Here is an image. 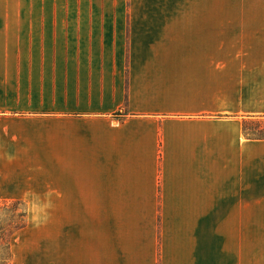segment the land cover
<instances>
[{"label": "crops", "instance_id": "obj_1", "mask_svg": "<svg viewBox=\"0 0 264 264\" xmlns=\"http://www.w3.org/2000/svg\"><path fill=\"white\" fill-rule=\"evenodd\" d=\"M261 118L264 24H213L212 0H0L13 264H246Z\"/></svg>", "mask_w": 264, "mask_h": 264}, {"label": "rangeland", "instance_id": "obj_2", "mask_svg": "<svg viewBox=\"0 0 264 264\" xmlns=\"http://www.w3.org/2000/svg\"><path fill=\"white\" fill-rule=\"evenodd\" d=\"M213 1V24H264V0H212ZM255 122L263 123L261 128H264V118L249 120L248 127L255 128ZM248 136V135H247ZM249 138V137H248ZM1 207V206H0ZM27 210L28 206H22L20 211ZM247 236H246V264H264V235H256L261 233L260 222L255 220V206H247ZM13 221L17 222V217L13 210H8L3 214L0 211V223L5 222V237L0 239V258H5L7 255L6 245L11 244L12 264L14 258V244L16 234L12 233L9 237L10 227L14 225ZM28 223V221H27ZM264 233V221L262 222ZM41 263L45 262L46 252L40 253Z\"/></svg>", "mask_w": 264, "mask_h": 264}, {"label": "trees", "instance_id": "obj_3", "mask_svg": "<svg viewBox=\"0 0 264 264\" xmlns=\"http://www.w3.org/2000/svg\"><path fill=\"white\" fill-rule=\"evenodd\" d=\"M255 128L250 129L248 125L250 123H246V132L250 139L254 140H264V128H261L263 123L255 122ZM25 206L22 202H11V203H2L0 207V211L5 214L8 210H13L15 217H17V222L13 221L14 225L9 228L8 231L9 237H11L12 233L18 232L24 229L27 226V210L20 211L19 208ZM5 222L0 223V239L3 240V236L5 237ZM7 255L5 258H0V264H12V253H11V244L8 242L6 245Z\"/></svg>", "mask_w": 264, "mask_h": 264}]
</instances>
